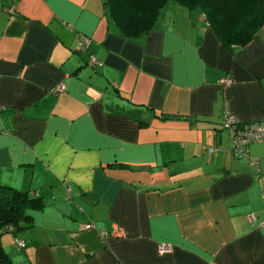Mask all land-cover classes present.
<instances>
[{"label": "crops", "instance_id": "0c3cea01", "mask_svg": "<svg viewBox=\"0 0 264 264\" xmlns=\"http://www.w3.org/2000/svg\"><path fill=\"white\" fill-rule=\"evenodd\" d=\"M103 1L0 0V184L42 202L10 264H264V141L222 126L264 119V23L226 46L168 1L131 40Z\"/></svg>", "mask_w": 264, "mask_h": 264}, {"label": "trees", "instance_id": "16d2710c", "mask_svg": "<svg viewBox=\"0 0 264 264\" xmlns=\"http://www.w3.org/2000/svg\"><path fill=\"white\" fill-rule=\"evenodd\" d=\"M168 1L189 9L197 7L226 46L246 43L264 23V0H104L103 4L110 28L121 37L137 40L152 28ZM41 203L38 196L0 184V234L3 229L29 226L32 216L26 209L39 207ZM23 244L22 241L20 246ZM0 264H10L1 241Z\"/></svg>", "mask_w": 264, "mask_h": 264}, {"label": "built area", "instance_id": "2783aa9c", "mask_svg": "<svg viewBox=\"0 0 264 264\" xmlns=\"http://www.w3.org/2000/svg\"><path fill=\"white\" fill-rule=\"evenodd\" d=\"M90 43V38L87 36H82L79 40V45L87 46ZM89 64L95 66L100 64V60L96 57L94 53L88 55ZM232 81V77L224 76L220 79L222 84H227ZM264 118V116H263ZM222 126L226 128L229 132L232 141V152L237 155L248 156V148L246 147L249 142L252 141H264V119L263 121L259 119L254 120H240L235 114H233L229 108L226 106L222 119ZM209 151L217 149L215 146H207ZM251 163L257 165L258 158L249 157ZM249 219L254 218L253 214H249ZM264 223V220H261ZM19 244L22 241L18 240ZM170 249L169 242H161L158 246L159 252L168 251Z\"/></svg>", "mask_w": 264, "mask_h": 264}, {"label": "rangeland", "instance_id": "374dc122", "mask_svg": "<svg viewBox=\"0 0 264 264\" xmlns=\"http://www.w3.org/2000/svg\"><path fill=\"white\" fill-rule=\"evenodd\" d=\"M180 4V3H179ZM182 7L184 6V5H181ZM192 10V9H191ZM153 25H154V23H153Z\"/></svg>", "mask_w": 264, "mask_h": 264}]
</instances>
